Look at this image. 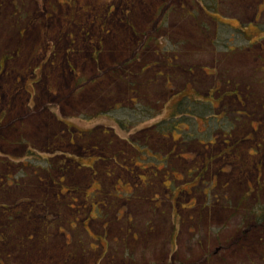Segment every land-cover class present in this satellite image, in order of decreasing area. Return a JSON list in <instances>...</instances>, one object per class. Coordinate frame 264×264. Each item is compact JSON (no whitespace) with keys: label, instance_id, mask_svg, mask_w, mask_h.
I'll list each match as a JSON object with an SVG mask.
<instances>
[{"label":"rangeland","instance_id":"rangeland-1","mask_svg":"<svg viewBox=\"0 0 264 264\" xmlns=\"http://www.w3.org/2000/svg\"><path fill=\"white\" fill-rule=\"evenodd\" d=\"M200 2L0 0V264H264V0Z\"/></svg>","mask_w":264,"mask_h":264},{"label":"trees","instance_id":"trees-1","mask_svg":"<svg viewBox=\"0 0 264 264\" xmlns=\"http://www.w3.org/2000/svg\"><path fill=\"white\" fill-rule=\"evenodd\" d=\"M208 0H203V3L202 2H200L201 4V9L204 11V13L206 14V15H210L207 11H206V9H205V7H208V3H207V5L205 4V2H207ZM210 1H213V0H210ZM213 4H215V2H212ZM206 5V6H205ZM180 9H178V8H176V9H174L173 11H172V13L171 14H177L178 16H180V17H182V16H184V17H187V16H192V19H193V21H194V23L196 24V25H199V27L200 28H202V31L204 30L205 31V33H207L206 31H207V29H208V25H205L204 26V23L203 22H201L200 20H199V18H198V15H197V12L195 13V14H191V13H187V12H185V11H182V8L181 7H179ZM182 11V12H181ZM212 16V15H211ZM200 23H201V26H200ZM195 34H197V33H195ZM192 36V35H191ZM184 42H186L185 44H187L189 41H188V39H179V40H177L176 41V43H174V45H175V47L174 48H169V49H166L165 51H164V58H165V56L166 55H168V58L166 57L165 58V60H166V62L167 63H171V62H174L176 59H177V57L179 56V53H181L182 52V50L181 51H179V49L181 48V47H183V44L182 43H184ZM226 45V44H225ZM227 46V45H226ZM227 51H230V47H228V49H226ZM165 53H166V55H165ZM189 72H190V70H189ZM191 73V72H190ZM170 95H173L172 93L170 94ZM185 96L183 97V99H182V101L184 100V104H185V102H188V101H194L195 102V99H192V97H190L189 95H186V94H184ZM182 101H179L177 104H176V113H182L183 114V116H190V117H195L196 115H194L193 113H191V112H193L194 111V109H191V108H187L185 105H183L182 104ZM187 104V103H186ZM196 104V103H195ZM183 105V106H182ZM189 110H191V111H189ZM185 114V115H184ZM210 116H212V115H210ZM209 116V118H211ZM263 216V215H262ZM262 216L259 214V215H256L254 212H253V210L252 211H249V213L247 214V215H245V217L243 218V221H245L246 219H247V222H249V223H253V224H258L259 222H260V219H262Z\"/></svg>","mask_w":264,"mask_h":264}]
</instances>
